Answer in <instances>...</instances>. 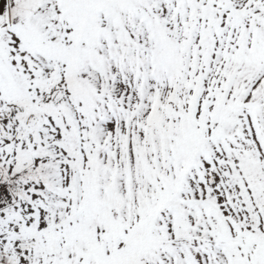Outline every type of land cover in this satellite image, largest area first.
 <instances>
[{
    "label": "snow or ice",
    "instance_id": "6c2138e0",
    "mask_svg": "<svg viewBox=\"0 0 264 264\" xmlns=\"http://www.w3.org/2000/svg\"><path fill=\"white\" fill-rule=\"evenodd\" d=\"M0 264H264V0H0Z\"/></svg>",
    "mask_w": 264,
    "mask_h": 264
}]
</instances>
